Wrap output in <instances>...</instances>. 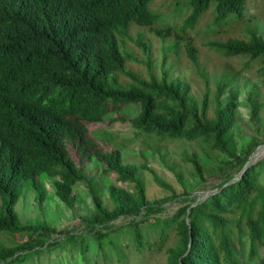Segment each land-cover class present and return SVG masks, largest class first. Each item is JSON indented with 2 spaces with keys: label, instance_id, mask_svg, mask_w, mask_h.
<instances>
[{
  "label": "trees",
  "instance_id": "trees-1",
  "mask_svg": "<svg viewBox=\"0 0 264 264\" xmlns=\"http://www.w3.org/2000/svg\"><path fill=\"white\" fill-rule=\"evenodd\" d=\"M173 1L174 13L189 11L182 25L163 21L155 0H0V233L5 235L0 264H42L43 253L53 248L79 251L80 264H89L92 242V264H99V254L125 264L122 239L132 240L138 253L150 252L151 227L160 228L159 247L176 233L167 264H264V157L253 162L264 144L255 122L264 99L251 91L253 133L238 152L236 136L243 128L234 85L241 69L224 67L212 108L208 91L198 100L180 77L164 71L158 78L149 70L146 78L127 66L141 63L130 42L149 49L146 30L168 40L174 54L183 49L207 82L188 29L209 13L211 33L240 26L244 31V36L208 40L209 49L245 58V69H254L264 84V0L257 14H247L249 0ZM132 28L139 29L136 38ZM144 63L151 67L149 60ZM107 121H128L137 137L196 142L202 155L187 158L194 176L204 179L202 160H210L209 167L221 172L220 182L203 199L173 193L150 200L139 175L146 163H124L118 148H105L94 136L90 125ZM155 180L171 189L157 175ZM48 182L70 209L86 189L92 212L82 218L85 232H58L46 221L21 220L20 199L31 193L41 208ZM176 199L182 205L172 215L154 217L145 230L139 225ZM120 217L132 220L116 226ZM17 236L21 239L12 240Z\"/></svg>",
  "mask_w": 264,
  "mask_h": 264
},
{
  "label": "rangeland",
  "instance_id": "rangeland-1",
  "mask_svg": "<svg viewBox=\"0 0 264 264\" xmlns=\"http://www.w3.org/2000/svg\"><path fill=\"white\" fill-rule=\"evenodd\" d=\"M263 0H249L247 14H257L261 9ZM153 8L158 10L163 16V21L169 24L182 25L187 13H174L173 0H155ZM211 22V16L203 15L196 23L194 28H189L191 35H195L194 43L199 49V64L207 72V82L197 73L185 52L182 51L176 55L172 50L167 49L168 40H163L155 36L152 32H144V38L148 43L149 49L144 51L135 48L133 43H129V47H133L134 55L141 63L131 62L127 66L140 71L143 77L148 78L149 70L158 78L163 76L166 71L169 77H180L191 85V91L198 100H201L204 94L208 91L211 101V107L215 105V88L221 78L224 67H228L233 71L242 70L240 80L235 83L234 87L237 91L236 102L238 103L239 117L242 122L243 133L241 130L237 134L238 152L244 148L248 140V135L251 134L252 126L249 123L250 108L248 97L253 90L252 95L264 99V84L261 79L256 76L254 69H245L244 64L247 61L240 57H226L220 55L213 50H210L206 42L213 39H225L228 36H244L242 27H238L233 31H220L218 34L211 33L207 28V24ZM225 29V28H223ZM138 28L131 29L133 38L137 37ZM151 62L149 68L144 62ZM226 91L222 97L225 104L229 97ZM119 113H116L118 116ZM255 122L259 125L261 134H264V112L261 111L260 116L255 118ZM254 123V122H253ZM91 129L94 130V136L106 143L105 148H110L111 145L118 148L124 157V163L142 165L146 163L147 169H139V175L144 183L146 195L150 200L163 199L175 193L178 196H184L186 193H191L192 197L197 200L203 199L210 192L215 190L216 185L221 180V172L213 171L210 166V160H202L204 162L205 173L204 179H201L193 174L192 164L187 158L193 153H200L198 144L185 139L178 140H162L157 141L145 137H137L134 134V129L128 121L103 122L100 124H91ZM261 152L258 157L253 159V162L264 157V144H261L256 153ZM74 153V152H73ZM172 167V168H171ZM157 175L163 182L171 186V189L163 188L155 180ZM115 181V174L111 175ZM117 185L126 186L125 183L116 181ZM107 196V194H106ZM182 203L176 199L164 203V210L149 216L147 221H140L139 225L146 229L147 223H153L154 217L165 218L172 215ZM18 214L21 220L27 221L39 220L46 221L51 226H54L58 232L60 230L71 229L74 233H83L87 230L82 222L83 217H88L92 212V203L86 193V189L82 188V193L79 195L73 209L68 208L54 195L52 185L47 183V197L43 206L40 208L34 200L31 193H26L23 196L17 207ZM140 217L136 219L139 220ZM132 218L120 217L115 220V225L120 226L129 223ZM159 227L147 228L148 236L153 242L151 251L147 253H138L134 248L132 240L129 238L122 239L121 245L123 251L126 252L125 264H167V249L175 245L177 241L176 233L172 234L171 238H166L158 246L160 237L158 236ZM170 233V232H169ZM59 235V234H57ZM0 238L5 239V235L0 233ZM11 237H9L10 239ZM96 235H92L91 239H95ZM19 240L21 236L12 238ZM91 247V246H90ZM95 244L92 242V247L89 250V264L95 260L94 253L96 252ZM70 251V250H69ZM38 260V256H34ZM42 257V256H41ZM99 264H118L116 261H108L102 254L97 257ZM83 260L79 251L68 252L53 248L43 253L42 264H80Z\"/></svg>",
  "mask_w": 264,
  "mask_h": 264
},
{
  "label": "bare ground",
  "instance_id": "bare-ground-1",
  "mask_svg": "<svg viewBox=\"0 0 264 264\" xmlns=\"http://www.w3.org/2000/svg\"><path fill=\"white\" fill-rule=\"evenodd\" d=\"M261 153V152H260ZM259 152H257L256 156L255 157H258V155L260 154Z\"/></svg>",
  "mask_w": 264,
  "mask_h": 264
}]
</instances>
